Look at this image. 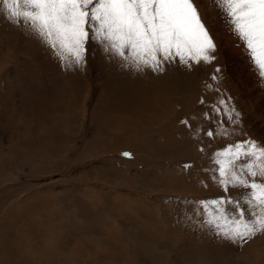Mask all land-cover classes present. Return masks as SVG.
I'll return each instance as SVG.
<instances>
[{
    "label": "rangeland",
    "instance_id": "rangeland-1",
    "mask_svg": "<svg viewBox=\"0 0 264 264\" xmlns=\"http://www.w3.org/2000/svg\"><path fill=\"white\" fill-rule=\"evenodd\" d=\"M196 4L214 58L157 71L99 39L62 60L0 6V264H264V232L233 243L202 207L252 219L215 160L264 148V78L214 0ZM241 162L229 177L252 180Z\"/></svg>",
    "mask_w": 264,
    "mask_h": 264
},
{
    "label": "snow or ice",
    "instance_id": "snow-or-ice-1",
    "mask_svg": "<svg viewBox=\"0 0 264 264\" xmlns=\"http://www.w3.org/2000/svg\"><path fill=\"white\" fill-rule=\"evenodd\" d=\"M214 2L264 78V0ZM0 6L6 19L36 33L62 60L75 64L82 62L89 39L106 42L107 50L138 70L149 67L157 71L164 62L177 58L185 65L208 63L216 51L196 0H0ZM216 156L220 184L227 189L231 182L246 190L245 204L252 219L239 202L224 198L203 202L202 207L215 209L208 224L217 234L243 244L264 232V183L255 180L258 174L264 176V148L255 142H240L228 145ZM240 161L241 174L246 171L252 180L235 171L229 177V171ZM224 204L231 205V210Z\"/></svg>",
    "mask_w": 264,
    "mask_h": 264
}]
</instances>
